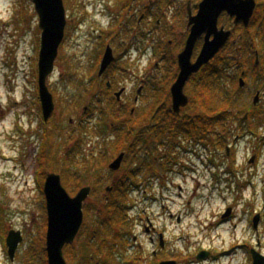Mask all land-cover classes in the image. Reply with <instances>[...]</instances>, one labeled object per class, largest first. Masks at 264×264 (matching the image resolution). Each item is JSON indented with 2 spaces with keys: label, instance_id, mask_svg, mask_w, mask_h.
Listing matches in <instances>:
<instances>
[{
  "label": "rangeland",
  "instance_id": "1",
  "mask_svg": "<svg viewBox=\"0 0 264 264\" xmlns=\"http://www.w3.org/2000/svg\"><path fill=\"white\" fill-rule=\"evenodd\" d=\"M72 1L75 2L73 7L71 4L65 6V15L68 16L65 36L54 60L53 71L47 77V86L53 94L55 108L44 123L38 109L37 91V58L42 32L38 28V14L32 0H0V224L3 221L7 231L19 230L22 235L14 258L10 260L3 246L0 229V264H22L21 256L25 250L28 251V256L35 251L37 256L34 257V264L39 263L41 256L46 259V252L40 254L37 249L41 240L45 239L46 212L35 176L42 135L46 130L53 131L47 137L46 146H52L53 150L58 151V158L52 162L53 167L40 171L41 179L42 175L45 178L46 174L56 172L61 175L63 183L60 161L79 142V138L83 139L81 154L69 157L68 160L70 166L66 175L71 184L70 188L76 187L75 177L88 175L89 172L83 170L85 165L92 164L94 167L89 175L98 176L95 194L87 197L83 205V226L70 245L71 251L77 252V257H83L80 252L84 250L89 231L91 228L96 229L107 215L114 188L112 182L116 180L114 174L122 177L127 169H131L127 161L120 171L112 173V170L106 168L114 158L112 155L102 162H95V159L98 160L107 151L105 148L108 141H115L116 136L115 130L111 133L109 129H104L100 123L101 118L106 116L109 122L110 112L120 111L124 116L132 107L129 117L135 120L153 109L151 101H158L155 103L157 107L164 98L169 101L167 106L171 108L169 90L178 72L177 54L187 36L184 23L187 22V17L183 18L182 12L188 0H179V9L174 6L175 3H167L165 7L169 18L160 23L156 22L155 25L153 22L160 11V0H155L152 5L148 3L149 0ZM190 1L195 4L199 0ZM82 3L85 5L80 7ZM147 11L149 17L144 14ZM222 20L230 22L225 18ZM239 32L237 29L235 34ZM107 44L118 58L115 63L118 67L111 68L113 60L110 70L106 68L105 73L103 72L106 75L104 81L109 80L111 83L110 88L104 87L103 78L98 74ZM155 50L158 53L154 54ZM225 50L224 54L231 53L228 48ZM236 82L229 81L226 83L227 89L215 92V97L218 98L216 100L237 101L240 102L236 103L240 110L243 107L252 109V100L258 95L251 91L253 84L248 82L242 89L246 92L241 91L239 95H235ZM141 84L148 85V88L145 87V91L140 94L139 102L135 103L138 105L133 106V97ZM152 85H155L157 93L152 90ZM124 86L127 87V93L121 95V100L126 101L127 107L120 109V102L114 101L111 92ZM163 89H166L165 93ZM93 91L96 94L101 93L102 97L92 94ZM185 92L191 101L189 88H185ZM104 94L105 98L111 100H104ZM61 98L67 100V103L70 102L71 107L68 106L66 112L58 102H61ZM186 111L192 110L186 108ZM86 113L88 118L85 117ZM237 117L234 118L235 125L238 123ZM85 118L93 127L90 132L80 136L78 121ZM125 120L122 117L115 122V129L120 131L119 123ZM227 122L229 121L226 120ZM131 123L135 124L137 135L142 138L141 143H144L135 147L133 154L136 155H132L136 158L144 157L147 152L144 149L149 143L145 140L151 141V136L157 133L145 117ZM230 139L232 143L234 138L231 135ZM249 140V136L237 141L235 139L236 144H232V151L236 154L238 164L228 161L241 173L244 171V174V159L248 153L252 154L246 150ZM176 141L187 143L184 138ZM189 148L195 151L193 145ZM170 150L162 146L152 156V160L156 159L154 169H140L141 172L134 179L138 182L131 184L128 180L129 183L122 186L126 187L122 195H126L127 202L124 224L108 226L105 252L100 248V239L103 237L100 236L94 242L91 241L94 254L87 255L98 257L96 264H160L163 261H174L175 264H252L246 260V249L241 243L255 244L257 249L262 248L264 255V220H256V231L247 223L250 213L258 214L257 205L264 217L263 194L255 206L254 200L248 199L251 197L249 190H239L237 185H230L224 177L209 181V177L203 173L205 170L201 168L203 153L200 150H172V157H177L173 164L168 154ZM162 155L164 158H161ZM257 157L264 159V151L261 154L258 152ZM160 159H163L162 162L168 160L169 164L166 167L161 166ZM100 163H103L102 168ZM256 167L257 170H263L261 165L258 167L256 164ZM101 169L103 171L100 176L98 174ZM225 181L227 184H224ZM108 187L111 188L110 191L105 190ZM252 203L255 208H252ZM228 205L235 209L233 216L230 215L226 221L220 222V216L226 212ZM117 234H124L123 237L119 236L122 240L116 238ZM112 244L115 246L111 247ZM29 248L33 250L29 251ZM203 250L211 252V256L215 254L217 258L198 260L197 255ZM107 256L111 261L105 258ZM96 260L97 258L94 261Z\"/></svg>",
  "mask_w": 264,
  "mask_h": 264
},
{
  "label": "trees",
  "instance_id": "2",
  "mask_svg": "<svg viewBox=\"0 0 264 264\" xmlns=\"http://www.w3.org/2000/svg\"><path fill=\"white\" fill-rule=\"evenodd\" d=\"M255 16L256 14L254 15V17ZM259 33L260 34H256V37L258 39H261V38L264 39V34H263L262 29L259 31ZM225 48L221 51V53L223 52L222 54H217L214 57V59L211 60L207 65L202 67L199 73L195 74L191 78L190 83H188L190 85L189 90L191 91V94H192L190 105H189L190 107L188 108L192 110V112L188 111L185 113V115L181 117L175 115L177 120L176 122H172L171 121V108L168 107L169 101L164 98L163 101L157 104V107L155 103L158 101H151L152 102L151 105L153 109L150 111L148 110L149 115L144 113L143 115L141 114L140 117H137L135 119V120L137 119L143 120V117H145L147 119V122L150 124V127L153 128L157 133V135L154 134L151 136L150 138L151 141L145 140L146 142H149V143L148 145L146 144L147 145L146 147L148 148V150H146V147L144 149L145 151H147L144 154L145 155L144 157L138 156V158H136V156H133V155H136V154H133V152L135 151V147L137 146L139 147L141 144L144 145V143H141L142 138H139V136L137 135V131L134 127L135 124L132 125L131 123V121H135V120L129 117L130 112L128 108H127L128 111L126 112L124 116H122V113H120V111H117V113L110 112V114H108V117L110 120L109 122L107 121L106 116H103V119L100 117L102 120V122L100 121V123L104 126V129H109L111 133H113L115 130L116 136L114 137L115 141L109 140L108 143L106 144L105 150L109 152L106 154L104 153L102 157H99L98 160L95 159L96 160L95 162L97 161L102 162L105 158H111L112 156L117 155L119 151L126 149L128 153L125 156L124 162L127 163L128 161L129 165H131V169L130 170L127 169L126 174L122 176L119 181L113 184L114 188L111 193L112 196L109 199L110 202L107 208V215L100 221L99 226H97L96 229L91 228V230L89 231V237L87 239V243H85L83 247L84 250L80 252L83 257H77L78 256L77 252L71 251L72 246H68L65 249L64 255L68 263L70 264H96L98 262V257H90L87 255V254H94L92 251L93 246H92L91 241L94 242L95 239L97 238L99 239L100 236H103L100 239L102 242L100 244V248L103 250V252H105V250H107L106 248L107 244H106L105 237L108 232V226L112 224L121 225V224H124L125 222V220L123 219H124V213L127 209V202L125 201L126 195L124 194L122 195V193L124 192V189L126 187H122V186L129 183L128 178L130 176L139 174L141 172L140 169L145 170V171L146 170L152 171L154 169L153 165L156 159L152 160V156L155 155L156 151L158 150L160 151L162 146H164L166 149H171V139L173 140V136H172L173 133H176V134L184 133L185 135H187V138H190V137L199 138V135L202 132V126L206 124L207 130L212 131L211 134L213 136L216 135V132H221L222 136H228V134L231 132L232 124L230 122L226 123V120H229V119L234 120V118H236L238 115L242 116V112H244L245 114L247 110H250L245 107H243V109L240 110V106L236 105V103L239 104L240 102H237V101H228V100L227 101H222V100L217 101L216 100L218 98L215 97V92H220V91L222 92L223 90L227 89V84L225 83V79L230 78V77L224 75V71L227 70L228 66H230L231 64L233 66L234 64L232 46L228 48L231 53H228L227 55L224 54L226 51ZM261 65H264V62H262ZM165 92H166V89L165 90L163 89V93ZM153 99H156V98L153 97ZM60 100L61 102L60 101L58 102L61 104L63 111L66 112L68 106H70V102L68 103L65 102L67 100H65L64 98H61ZM70 101H73V99H71ZM58 102H56L57 108H58ZM134 105L136 104L134 103ZM231 110H236V111L232 113ZM88 116L89 115L86 113L85 117L88 118ZM122 117L125 118L126 120L122 123H119L120 131H118V129H115L114 125H115V122H117ZM179 118L180 120H178ZM85 119H82V120L79 119L80 121H78L80 125L79 126L80 136L81 135L83 136L84 133L86 132H90L92 130L91 128L93 127L92 124H89L87 119L86 120ZM204 119H206V122H203ZM121 128H123L122 130L124 131H122ZM49 130L45 131V134L43 137L44 143H42L39 148L38 155L40 159L37 165V168L39 170H43V169L47 170L49 167H53L52 162H55L58 158L57 157L58 151L53 150L52 146H49V147L46 146L47 137H49V135H52L53 133L52 130L50 131ZM153 132L154 131H151V133ZM117 133L119 135H117ZM141 134L144 136V133H141ZM132 136L133 138L131 139ZM82 140L83 139L79 138V142L73 145L70 152L62 156L63 159L60 161L62 170L60 171V173L62 174V177H63V185L70 194L76 193V191L83 186H91L92 187L91 193L93 195L95 194V187L98 184V179L97 178L94 179L92 174L89 175V173L91 172V169H93L94 167L92 164L83 166L85 167L84 169L83 167H81L83 170L89 173H87L88 175L85 177H75L76 179L75 188L73 189L70 188L71 184L69 183V181H67L66 173H68L67 168L68 166H70L68 165L70 164V162L68 161L69 157H74V156L77 157L81 154L80 149L82 147L81 145ZM168 154L171 155V152L168 151ZM161 158H164L163 155ZM162 160L160 159L161 161L160 165L166 167L169 164L168 160L166 162L165 161L162 162ZM100 164L102 168L103 163H100ZM156 168L157 167H155V171H157ZM42 177L43 178L41 179L39 175V182H40L41 188L44 182V175H42ZM134 182L136 183L138 181H133V183ZM119 236L123 237L121 234H117L116 238L120 239ZM114 246L115 244L111 245V247H114ZM37 249L40 254L41 252L44 254L45 249H44L43 239L41 240ZM30 250H33V249L29 248V251ZM35 256L37 255L35 254L34 250L31 254H29V256H28V251L25 250L24 254L21 256L22 264H34V261L36 258ZM95 258H97L96 261H94ZM105 258H107L108 261H111L110 257L107 256ZM81 259H82V262H81ZM38 262H39L38 264H47L45 257L43 258L42 256L39 258Z\"/></svg>",
  "mask_w": 264,
  "mask_h": 264
},
{
  "label": "flooded vegetation",
  "instance_id": "3",
  "mask_svg": "<svg viewBox=\"0 0 264 264\" xmlns=\"http://www.w3.org/2000/svg\"><path fill=\"white\" fill-rule=\"evenodd\" d=\"M149 1L150 2H148V3L152 5V4H154L155 0H149ZM202 1L203 0H199L197 3L192 4L191 1L188 0L186 2V6L183 9V12H182L183 18H184V16L187 17V22H184L185 27H186L187 36H186V39L184 41V44H183L181 51L185 47L186 41H187L188 36L190 34V31H191L192 25L189 24L190 17H193L198 13L199 8H200V4ZM62 2H63V6H64L65 10H66L65 6H69V4H71L73 7V5L75 4V2L72 0H62ZM90 2H92V0H90ZM170 2L175 3L174 6L177 9H179V5H178L179 0H164V1L160 0L159 4H158L160 11L158 13V16L155 17L156 21L153 22V25H155L156 22L160 23L162 20H165V18L166 19L169 18L168 17L169 15L166 12L165 5L167 3L169 4ZM254 2H255V6H254L252 15H251L247 25H245L242 20H238L236 22L235 16L229 15L226 11H223L217 19V28L218 27H223V28L226 27L225 29L230 31V34H231V36H230L229 40L227 41V43L225 44V46L219 50V52H220L225 47L229 48L232 46L234 64L228 70V71H232V72H227L226 76H228L230 78H227L228 80L225 79V83H227L229 81H233V82L237 81L235 84V91L233 90L235 95H239L240 92L242 91V89L244 88V86L248 82L252 83L253 86H252L251 91L253 92L254 95L258 94L257 98L255 100L254 99L252 100V107L253 108L246 111L245 114H243L242 116H239L237 118V120H238V123H236L237 125L234 124L235 122L233 119L228 120L232 124L231 125V132H230V134H228V136H222L221 132H216V135L217 134H219V135H217V136L215 135L216 136L215 137L211 134L212 131H210V130L208 131L206 124H204L202 126V132L200 133L198 139L187 138V135H185L184 133H181V134L173 133L172 134L173 140L171 139V149L173 148L172 149L173 152H175V151L177 152V150H179V149H184L183 148L184 144L193 142L192 144L195 147V150L198 149V151L200 150L203 153V160L201 161V168H203L205 170V172H203V173L207 177H209V179H210L209 181H212L213 179L217 180L220 176H222L225 178V180L231 181L230 184L237 185V188L239 190L240 189H242L243 191L249 190V196L251 195V197L248 198V196H247V198L250 200H254V203L256 206L257 205L256 201L261 200L262 194H263L262 196L264 198V172H263V170H264V168H263L264 159L257 157L258 152L261 154L264 151V68H262L263 65H261V63L264 62V39L261 37H260L261 39H258L256 37V34H260L259 31L261 29L263 30V34H264V0H254ZM84 5L85 4L82 3L80 5V7L84 6ZM163 5H164V7H162ZM171 12H172V10H171ZM147 13H148V11L144 14L146 15V17H149V14H147ZM178 14H180V12H178ZM255 14H256V16L254 17ZM145 15H143V16H145ZM67 17L68 16L65 15V28H66V23H67ZM224 18L230 22L226 23V21L222 20ZM164 26H166V25H164ZM228 26H229V28H228ZM65 28H64V36H65ZM237 29H239L240 32L235 34V32H237ZM263 34H261V35H263ZM205 35H206L205 33H202L200 35V37L197 39L195 46H194V49H193L192 61H194L196 56L201 51V48H202L203 43L205 41ZM212 37H213V35L210 36V39H212ZM107 47L112 49V47L108 44L106 45V49H107ZM106 49H105V51H106ZM112 50H111V53H112ZM153 52H154V54L158 53L157 50H155ZM180 52H178V54ZM219 52H218V54H219ZM112 56H113L114 63L111 65V68L118 67V65H115L116 60L118 58L116 57V55H114V53H112ZM109 66L107 67V69L110 68ZM177 67H178V61H177ZM178 72H179V69H178ZM178 72L176 74L175 80L177 78ZM104 73L100 76L103 78V85H104V87L110 88L111 87L110 81L109 80L104 81V79L106 77V75H104ZM198 73L199 72H197L195 74H198ZM195 74H192L189 77V79L187 80V82L184 86V93L185 94H186L185 88L188 89L190 87V85L188 83H190L191 78ZM241 80H242V83H241ZM174 81L172 82V84L174 83ZM256 83H259V85H257ZM145 87L148 88V85L146 86L145 84H141L139 86V88L136 91V95L133 97L134 103L139 102V96L142 93V91L145 89ZM108 88H106L107 91H108ZM155 88H156L155 85H152V90H154L155 93H157L158 90H155ZM107 91H105V94H108L109 91L108 92ZM95 92L96 91H93L92 94L102 97L101 93L96 94ZM242 92H246V90H244ZM117 93H118V95H117ZM124 93H127V87H125V86L120 87L119 90H115V91L111 92L113 99H115L114 101L120 102V104H119L120 109L127 107L126 101L122 102V100H121V95ZM105 94L103 97L104 100L105 99L107 101L111 100V98L110 99L105 98ZM169 94H170V90H169ZM186 95L188 96V94H186ZM96 99L100 100L98 97H96ZM189 100H190V97H189ZM189 105H190V101H188L187 106L181 107L179 112L176 113L172 107V94H171V121L176 122L177 118L175 115H177L179 117L185 115V113L188 112V111H186V108H188ZM256 105L262 106L263 108L260 109ZM133 106H134V104H133ZM131 109H132V107L129 110L130 114H132V110H133V109L132 110ZM178 120H180V118ZM203 122H206V119H204ZM246 123H250V124H246ZM254 128H255V130H254ZM235 131H237V133H235ZM208 133H210V134H208ZM230 135H231V137L234 138L232 143H230V140H231ZM247 136L250 137V140L247 142L246 150L248 152H251L252 154L248 153L247 156L245 157V159H244L245 162L243 163V165L246 167L245 168V174H244V171L242 172L243 173L242 174L239 171V169H235L236 167L232 165V163L236 162V159H237L235 152L232 151V144H236L235 142L237 140H240V138H242V137L246 138ZM181 138L186 139L187 143L182 142V141L181 142L176 141V139L179 140ZM235 139H236V141H235ZM214 140H216V141H214ZM234 149H235V147H234ZM172 150H171V153H172ZM188 151L195 152V151H191L190 149H188ZM223 151H224V154H223ZM108 152L109 151H106L105 154ZM186 152H187V150H186ZM125 153H127V151H125ZM232 154H233V156H232ZM250 155H251V157H249ZM116 156L117 155H115L114 158ZM218 156H220L221 159ZM175 158H177V157L175 155L172 157V154H171V160L173 161L171 163H174L176 161ZM231 160H232V163L228 162ZM249 162H252V163H249ZM235 164H238V163L236 162ZM256 164L258 167H259V165H261L263 170L260 171V168H259V170H257ZM106 168L109 170L108 167H106ZM120 170H121V168H120ZM102 171L103 170L101 169L99 172L100 174H98V175L101 176ZM113 172L117 173L118 171H112V173ZM118 175L119 174H114V176L116 177V180H114L112 183H115V182L120 180L121 177ZM93 177H94V179L95 178L98 179L97 175L96 176L93 175ZM136 177H138V174L130 176L128 178V180L135 179ZM258 190H260L259 195H258ZM254 203H252L253 206H254ZM246 206L249 207L248 204H246ZM255 206L252 208H255ZM263 207H264V202H263ZM227 208L230 209L231 215H232L234 213V210H235L233 208V206L229 205L226 207V209ZM257 208H258L257 212L260 215L259 220H261V219L263 220L264 217L261 215L262 211L258 207V205H257ZM263 211H264V209H263ZM243 212L246 213L245 210H243ZM253 216H254V213H250V216L248 218L249 219V225H251L252 228H253V225H252ZM226 220H227L226 218H222V221H226ZM254 234H255V232H254ZM257 241H259V238L257 239ZM256 244L260 245L259 242H257ZM244 247L247 248V252H250V250L252 249V250H257L260 253H262V250H261L262 248L257 249V247H255V244L249 245V246L244 245ZM245 258L250 263L252 262L250 255H248ZM211 259H213V257H206V259H204L203 261H207V260H211Z\"/></svg>",
  "mask_w": 264,
  "mask_h": 264
},
{
  "label": "water",
  "instance_id": "4",
  "mask_svg": "<svg viewBox=\"0 0 264 264\" xmlns=\"http://www.w3.org/2000/svg\"><path fill=\"white\" fill-rule=\"evenodd\" d=\"M39 18L41 29V45L38 60V96L41 103L43 119L48 120L55 104L53 95L47 86V77L52 73L54 60L58 54V48L64 37L65 9L62 0H32ZM255 6L254 0H203L198 13L190 17L191 31L185 47L177 55L179 73L170 87L172 94V107L176 113L181 107L188 104V96L184 93V86L192 73L197 72L204 64H207L220 48L226 43L230 31L223 27L217 28L219 15L226 11L235 16V21L242 20L248 24ZM202 33H205V41L197 58L192 62V54L195 43ZM213 35L212 39L210 36ZM113 61L111 49L107 47L100 63L99 75ZM120 94V93H119ZM118 95V93H117ZM124 153L110 163L109 168L118 170ZM108 191L110 188L107 189ZM46 203L47 230L45 245L47 264H68L63 256V247L71 244L83 222V202L90 193V187H82L75 196H71L64 188L59 174L48 173L43 186ZM229 212H227L228 214ZM255 218L254 223L257 221ZM22 241L19 230H10L6 237L7 253L13 260L18 244ZM161 241V246H162ZM208 255L201 251L197 258ZM160 264H175L174 261H163ZM253 264H264V256L255 252Z\"/></svg>",
  "mask_w": 264,
  "mask_h": 264
}]
</instances>
